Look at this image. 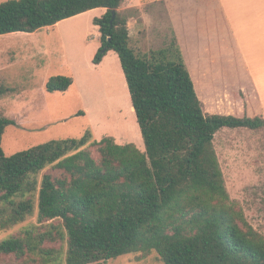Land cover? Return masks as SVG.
I'll return each mask as SVG.
<instances>
[{"label":"trees","instance_id":"trees-1","mask_svg":"<svg viewBox=\"0 0 264 264\" xmlns=\"http://www.w3.org/2000/svg\"><path fill=\"white\" fill-rule=\"evenodd\" d=\"M122 2L0 4V35L36 32L106 8L93 20L101 37L93 63L101 64L109 51L118 54L145 145L141 151L113 136L96 139L89 129L80 138L53 139L7 155L3 136L15 120L0 115V225L19 224L37 211L46 227L35 224L0 240V256L33 264H106L122 255L156 251L165 264H264V236L232 201L214 145L222 128H264L253 88L228 97L234 107L230 114L205 115L179 47L137 53L130 46ZM207 20L212 43L227 45L220 56L242 61L234 39L219 37L214 10L207 11ZM242 69L247 72L245 65ZM73 83L71 76L56 75L46 88L66 92ZM8 92L0 80V98ZM50 166L61 174L40 178ZM57 219L63 229L45 224ZM59 239L66 250L63 244L45 245Z\"/></svg>","mask_w":264,"mask_h":264},{"label":"rangeland","instance_id":"rangeland-1","mask_svg":"<svg viewBox=\"0 0 264 264\" xmlns=\"http://www.w3.org/2000/svg\"><path fill=\"white\" fill-rule=\"evenodd\" d=\"M5 1L0 0V4ZM195 1L182 0L186 10L174 12L166 0H123L119 10L128 17L130 46L137 53L179 47L205 115H228L234 111L228 97L251 88V80L239 60L221 57L220 52L207 46L209 40L196 30L193 10H189L188 4ZM96 11L36 32L0 35V80L9 88L0 98V115L15 120L3 136L7 155L53 139L80 138L89 129L96 139L113 136L119 143H135L145 151L118 54L109 51L103 66L93 63L101 46L99 27L93 22L101 17ZM256 33L259 36L243 41L253 76L264 86V33ZM56 75H68L76 81L66 92H48L46 84ZM260 96L264 109V97ZM214 145L232 201L264 236V128H222L215 135ZM91 150L97 156L96 149ZM45 173L59 175L61 171L50 166L40 178ZM49 223L63 227L60 219L45 224ZM35 224L43 225L38 222L37 211L19 224L6 228L0 225V240L18 236ZM62 244L60 239L45 242L57 248ZM63 247L66 250V243ZM0 263L33 264L3 255ZM106 264L165 263L152 251L122 255Z\"/></svg>","mask_w":264,"mask_h":264},{"label":"crops","instance_id":"crops-1","mask_svg":"<svg viewBox=\"0 0 264 264\" xmlns=\"http://www.w3.org/2000/svg\"><path fill=\"white\" fill-rule=\"evenodd\" d=\"M181 1L182 0H174V2L171 3L170 0H166L167 5L172 6L171 10H173L174 12H181L186 10V4L181 3ZM188 5L190 6L189 10H193L195 16V20L197 23L196 30L209 40L207 46L210 47V49L213 48L222 53L223 48H226L227 45H223L222 41L213 44L210 39L212 37L209 33V31H211V25L207 20V11H215L217 33L219 37L226 36L232 37L234 39L236 51L241 55L242 58V61H239L241 62L242 67L243 65H245L247 69L246 73L250 77L251 87L256 94L264 115V109L261 102L262 98L260 96L262 95L264 97V86L253 76L252 69L248 64L249 59L246 52L247 49L245 48V44L243 41V38L246 37L259 36V34L256 32L264 33V0H196L194 5H191V3H189ZM181 7H183V9H181ZM96 10L100 11V16H102V14L107 11L106 8H97L85 13L97 12ZM198 10H200V12H198ZM245 30H248V32L243 35V32ZM204 31L207 32L208 36L204 35ZM106 57L101 62V64L98 65V67L101 65L103 66ZM123 75L124 72L122 70V76ZM75 81L76 80L74 78V82Z\"/></svg>","mask_w":264,"mask_h":264},{"label":"water","instance_id":"water-1","mask_svg":"<svg viewBox=\"0 0 264 264\" xmlns=\"http://www.w3.org/2000/svg\"><path fill=\"white\" fill-rule=\"evenodd\" d=\"M115 14H116V11L114 10V11H113L112 21H113V19L115 18Z\"/></svg>","mask_w":264,"mask_h":264}]
</instances>
